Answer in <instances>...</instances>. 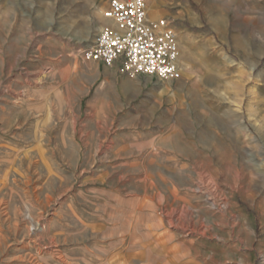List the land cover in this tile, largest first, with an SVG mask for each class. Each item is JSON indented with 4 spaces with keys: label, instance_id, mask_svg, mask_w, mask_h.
Instances as JSON below:
<instances>
[{
    "label": "rangeland",
    "instance_id": "rangeland-1",
    "mask_svg": "<svg viewBox=\"0 0 264 264\" xmlns=\"http://www.w3.org/2000/svg\"><path fill=\"white\" fill-rule=\"evenodd\" d=\"M95 5L0 0V264H264V56L217 39L177 81L140 78L174 107L147 135L89 113Z\"/></svg>",
    "mask_w": 264,
    "mask_h": 264
},
{
    "label": "crops",
    "instance_id": "crops-1",
    "mask_svg": "<svg viewBox=\"0 0 264 264\" xmlns=\"http://www.w3.org/2000/svg\"><path fill=\"white\" fill-rule=\"evenodd\" d=\"M91 1L93 0H83L85 3ZM110 1L95 0V14L101 16L102 25H114L113 21L107 20L102 14L103 10L109 8ZM148 15L153 20L164 18L169 21L177 33L180 55L182 53V58L190 62L199 58L202 53L201 45L212 46L217 39L221 43L231 39L236 46L243 41L245 56H264V0H152ZM241 15L250 23L247 31L231 32L230 19L241 18ZM252 22L258 26L255 33L250 28ZM221 46L226 52L227 47ZM258 50L259 53L255 55L254 51ZM113 67L108 68L94 61L84 62L81 66L82 72L95 85L93 96L90 97V115L103 116L105 121L112 120L111 117L115 115H120L124 123L145 121L142 125L143 130H146L144 134H156L155 123L154 127H151L148 121H156L161 114L157 115V112H170L174 108L165 106L164 91L160 88L145 87L140 78H129L121 73L119 65ZM122 129L128 130L130 127L127 125ZM176 163L178 162H172L169 168L171 171L177 170ZM142 176L148 178V168H144ZM172 193L175 199L180 195L177 189ZM159 221L154 224L152 222L150 233H153V230L159 232L156 239H161L164 242L163 247L171 253L177 248L174 246L177 239L176 229L164 227Z\"/></svg>",
    "mask_w": 264,
    "mask_h": 264
},
{
    "label": "built area",
    "instance_id": "built-area-1",
    "mask_svg": "<svg viewBox=\"0 0 264 264\" xmlns=\"http://www.w3.org/2000/svg\"><path fill=\"white\" fill-rule=\"evenodd\" d=\"M103 17L114 25L103 27L85 58L105 67L119 65L129 78L151 77L175 82L181 75L178 37L169 21L148 15L149 0H111Z\"/></svg>",
    "mask_w": 264,
    "mask_h": 264
}]
</instances>
